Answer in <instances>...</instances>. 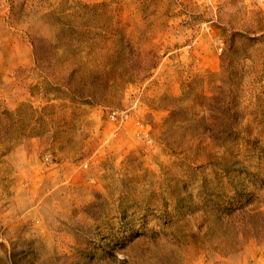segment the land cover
<instances>
[{"label": "rangeland", "instance_id": "374dc122", "mask_svg": "<svg viewBox=\"0 0 264 264\" xmlns=\"http://www.w3.org/2000/svg\"><path fill=\"white\" fill-rule=\"evenodd\" d=\"M0 264H264V0H0Z\"/></svg>", "mask_w": 264, "mask_h": 264}]
</instances>
